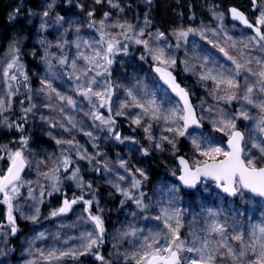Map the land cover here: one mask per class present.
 <instances>
[{
    "label": "rangeland",
    "instance_id": "1",
    "mask_svg": "<svg viewBox=\"0 0 264 264\" xmlns=\"http://www.w3.org/2000/svg\"><path fill=\"white\" fill-rule=\"evenodd\" d=\"M142 2L143 0H141L142 5L139 12L134 17L127 11L116 7L113 10L99 7V3L96 0H65V4L74 5L79 9H83L88 17L89 23L86 24L81 15L74 11L73 8H68V11L64 15L57 12V15L52 14L49 18L46 17V21L52 27L50 41L47 42L52 54H48L47 61L43 59L44 49L46 48L38 40L29 41L17 22L0 26V99L5 101V110L8 109L10 111L13 109V98L14 96L16 97V95L10 93L8 87L10 81L3 75V69L7 67V63L11 62V47L15 45L19 48L20 64L22 62L20 53L22 54V52L26 53L34 61V64L26 69L30 70L27 73L29 74L27 76L30 80L27 88L29 102L24 106L27 109L34 105L32 111L27 113L28 127L31 133L27 146L24 148V156L29 161V164L26 172L21 177L24 185L20 188L19 196L13 201L15 205L13 215L15 216L18 231L12 234L14 241H11L8 235L11 232L9 230L10 225L7 224V206L3 204L2 196L1 206L4 212V221L1 226L4 229L0 232V264H92L84 258V255L88 252L77 256H59L61 252L83 251L81 244L86 242L82 239L85 233L92 232L95 237L98 230L96 229L94 221L91 220V216H100L103 220L104 233L102 241L106 242L109 246L108 253L113 259L112 261L115 264H136V260L133 257L135 254L143 251L142 245L145 243L144 237H149L147 242L151 243V237L154 234H164L166 232L163 219H157V217H163L165 209L168 210L169 214L174 213L178 209V207L174 208L173 201H168L166 198H163L162 201L158 199L157 190L162 184L167 185L170 191L171 189H175L176 191L172 192L175 194L176 199H179L181 196L184 204H187L193 211L191 217L185 216L186 218H179L182 224L180 238L187 242V246H192L191 241L194 238H198V241H206L208 243L206 251L213 252L216 255V264H235L230 257L221 256L219 252L214 251L224 240H227V243L234 249H239L243 245L240 241L233 240V236L242 233L245 243L252 240L253 233L257 237L260 236L259 228L254 221L247 220L246 222L245 219H240L242 215L241 211L244 210L243 208H245L247 214L249 207L253 206L254 208L251 209L252 216L259 215L260 213V226L264 227V204L248 192L244 191L243 196L238 193V197L231 200L216 190L213 182L204 181L201 187L195 191L193 198H187L186 195L180 192L177 181L174 183L173 180H170V183L166 184L162 180H159L149 196L151 200V203L149 202L151 204L150 208V204H146L145 198L140 196L138 191L140 187L138 189L131 188L133 174L135 179L141 180V183L150 175V166L142 158L139 146V141L141 140L177 176L179 166L176 156L181 151L180 136H175L174 133L167 131L169 127H175L174 125H169L163 119H150L148 116H143L141 124L137 125L133 120L140 114L141 109L135 107L120 109L125 114L119 117L124 118L127 123L139 130L138 135L131 132H121L115 124V129L120 133L121 139L123 140L121 143L114 139L113 133L108 131L107 126L101 125L99 120L94 121L91 115H86L89 112H99L101 115L107 117L101 113L105 110V107L92 108L91 104H98V99L94 98L90 103L79 92L74 91L80 83L74 77L80 75V70L92 67L94 70L89 73V76H96V80L100 84L105 82L112 84L113 91L110 104L112 108L111 115L115 117L119 105L131 100V97L127 96V89H133L134 93L142 102L150 99V96H141V93L146 90L147 85L149 86L151 84L148 67L144 66L143 63L149 58L153 59L150 49H154L157 46L164 47L167 55H172L175 59L180 60L182 66L180 69L183 68L181 71H189L192 74V79H186L189 82L190 80L192 81L190 82V86H192L191 89L196 99L200 118L209 124V128L205 131L203 129H194L186 134L189 149L188 154L184 153V155L189 158L190 162L192 163L195 159H203L192 143V140L195 138L203 141L207 137L211 146L226 149V144L219 138L217 133L223 134L226 138H229V135L227 132L218 130V122L221 119H231L233 117H235V124L237 123L236 117L243 118L246 121L245 151L248 152L250 150L251 154L257 158L258 164L264 162L260 159L258 149H249L250 144L264 143L262 138L264 131L261 130L264 125L260 124L264 113L257 107L258 104L264 102V93H260L257 89H254L252 94L253 104H248L243 100L231 101V103H236L238 110L234 114L228 107L226 100L217 98L218 95H223V92L216 91L214 81L202 78L209 73V70H211L212 75H216L219 72H224L225 75L231 74L241 85V89L237 93L238 95L243 94V86L246 83L249 86L256 84L258 77L253 76L252 73L241 71L239 74H236L233 71L235 63L245 64L248 60L252 61L251 64L247 65L252 69V72H259L261 70V65L257 64L256 60L264 61V51H261L260 45L254 41L250 42V38L255 34L235 24L233 27L228 26L223 19L219 20L217 19V15H214V22L211 25L201 28L198 26L199 29L196 32L189 33L186 39L180 40L174 35L176 45H180L176 47L177 50L170 47L167 41L166 43H162L163 38L155 40L156 33L147 40L148 47H145L144 44H137L135 42L142 36L140 35V31L143 30L144 34L148 26V24H145V20H148V10L146 9V3ZM260 2L261 5H264V0H260ZM89 12L93 13L91 17L88 15ZM105 13L109 14L107 19H104ZM57 16L63 17V21L57 23ZM258 16L259 11L253 18L254 21ZM102 19L104 20L103 32L106 34L104 38L118 39L120 41L118 45L119 49L124 50L125 47L127 48L125 55H114L110 57L113 61L111 65L116 64L110 70V66H107V73L104 72L103 68H95L94 66L88 65L86 61L80 58V53H83L85 56L92 55V49L86 47L84 42L87 41L95 48L94 43L99 37L101 38V25L99 22ZM90 24L93 26L89 27ZM117 24H124L125 27L119 28L113 26ZM127 25H132L133 30L128 31ZM201 30L204 31V35H200ZM262 30L264 31V28ZM96 31L98 32L96 33ZM125 32L130 39H125L121 35V33ZM213 32L216 34L213 35ZM77 43L80 44L79 48L76 47ZM229 43L231 45L235 43L239 44L240 49L232 53L228 47ZM57 45L62 46L58 47ZM103 47L102 45L100 48L101 51ZM221 48L229 56L233 57V60H229L224 55V52L220 51ZM63 58L68 60V63L65 65L59 64V59ZM73 60L76 61V70L72 67L71 62ZM49 64L51 67H49ZM58 70H66L68 79L71 81L70 85L55 78L53 73L58 72ZM97 73L104 74L97 75ZM106 74L111 76L110 81L103 78V76L107 77ZM41 80H50L56 91L62 95L71 97L76 101V106L73 107L64 101H60L55 95L51 99H48L43 93L38 95L37 89L41 87ZM137 87L140 89L139 92L136 91ZM221 88H223V85ZM93 89L102 90L97 89L96 85H93ZM161 93L164 94L163 91ZM163 98L166 97L164 96ZM157 103L162 105L163 112V104L158 101ZM45 105L51 106L46 107ZM60 108H63V111H59ZM241 112H246L249 118L245 119L243 116H240L239 114ZM1 113L3 111L0 112V145L5 146L9 140V124ZM221 113H224V115L222 116ZM53 124L56 126L53 127ZM72 125H75V127ZM148 125H150V128ZM146 128L148 129L147 131L145 130ZM89 132L92 133L91 137L86 135ZM149 136H151V139H149ZM165 136L169 140L175 141V147L168 143L167 140L162 139ZM125 137L128 139H124ZM57 141L63 142L59 143L61 144L60 147L56 146L58 144ZM67 141H72V144L67 143ZM21 147L22 144H19L16 148L20 150ZM82 155H86L91 159H83ZM3 156H6L4 151L0 152V157ZM65 157L71 162H75V168H79L80 177H82L81 173L83 170L87 169L88 163L93 162L92 160L97 157H100L103 165L105 162H108V167L111 169L113 177L119 171L122 173L118 176H125V180L123 181L126 186L120 184L117 181L118 179L111 184L119 183L122 189L129 190L133 193L132 199H127L124 196L126 200H129L124 208L120 210L118 207H112L111 212L114 216L113 219L111 218V224L115 223L116 228H107L103 214H105L108 204L107 198L110 196L113 197L112 192L118 191L115 187L105 188V194L101 195L102 197H98L100 196L98 190L101 185L105 184L107 178L103 179V181L85 180L88 183L87 185H91L90 193L93 190L97 194L95 198L97 199L98 214H95L91 210V207L79 200V197H75L78 202L73 204L68 212L57 216H41L43 198L49 193L53 194L56 192L52 187L53 184L56 185V188L58 187L57 180L51 183L53 180L46 178L42 174L48 173L52 175V170L60 167L59 165ZM120 161L127 163L129 172L126 173L119 166ZM137 169L143 172V176L136 171ZM55 174L58 177V174ZM75 186L79 188L76 180ZM29 188L32 189L31 196L29 195ZM41 191L44 193L43 196H41ZM73 198L65 199L71 201ZM136 199L142 200L143 205H145L142 209L146 212L134 208L133 204ZM192 199L194 201H191ZM63 201L55 206V211L63 205ZM81 204L82 207L80 206ZM83 204L86 205V208L83 207ZM176 204L178 205V203ZM210 205H215L220 210L224 209L227 212L222 215L227 224L223 237L220 233L209 231L210 225L218 221L216 216L213 217L205 212V206ZM146 207L150 208V210L147 211ZM37 209L39 210L38 215L36 212ZM237 209H239V212L236 211ZM33 215H37L35 221L26 218ZM19 222L29 224L28 228L26 230L19 228ZM169 222L175 226V218ZM126 228L133 230L135 235L131 234L125 239L123 231ZM41 233H43L42 236ZM195 246L200 247L201 245L197 242ZM53 250H55L59 257L58 259L47 258L49 252ZM220 251L223 252L224 249ZM183 255L192 259H198V254L195 252L184 253ZM248 258H254L253 254L249 253V257H246V259ZM67 260L70 262H67Z\"/></svg>",
    "mask_w": 264,
    "mask_h": 264
},
{
    "label": "snow or ice",
    "instance_id": "2",
    "mask_svg": "<svg viewBox=\"0 0 264 264\" xmlns=\"http://www.w3.org/2000/svg\"><path fill=\"white\" fill-rule=\"evenodd\" d=\"M97 3H100L101 0H96ZM109 4H112V7H118L117 4H113L112 0H108ZM151 2V0H148ZM55 3L49 5L52 7ZM253 4L257 7L259 11V16L256 18L255 22H250L243 12H240L236 8L230 9V14L233 19L240 21L242 24L246 25L248 28L255 29V35L250 38V42L254 41L256 44L260 45L261 51H264V31H261L264 28V5H256V0H253ZM18 11V10H17ZM43 16H48L49 13L45 11ZM88 15L91 17L93 15L92 12H89ZM108 13L104 14V19H107ZM63 17L57 16L56 21L59 23L63 21ZM217 19L222 20L223 14L218 13ZM101 25V39L97 42V45H103V50L100 48L93 47L92 44H89L85 41V46L92 49L91 56H85L83 53H80V58L87 62L88 65L94 66L95 68H103L104 72L107 73V66L112 64L111 56H114L117 51H119L118 45L120 41L115 38L105 39V33L103 32L104 20L102 19L100 22ZM150 23L147 19L145 20V24ZM93 25L90 24L89 27ZM114 27L124 28V24L113 25ZM45 25H41V29H44ZM128 31L133 30L132 25H127ZM67 31V30H65ZM78 31V29H76ZM194 29L188 30H177L174 35L177 36L178 39L183 40L186 39L190 32H194ZM216 33L213 32V35ZM125 39H130L127 33H121ZM140 35H143V30L140 31ZM200 35H204V31H200ZM164 38V33L158 32L155 35V40H160ZM137 44H144L145 47H148L147 40L137 39L135 41ZM155 42V41H154ZM40 43L43 45L45 41L41 40ZM166 43V40H165ZM58 47L62 45H57ZM180 45L177 44L176 47ZM76 47L79 48L80 44L77 43ZM125 53L127 52V48H124ZM152 53V58L160 63L162 66H158L155 68V72L159 74L160 79L164 81L166 85L171 88L172 92H175L176 95L180 98V101H183L182 104L179 102L169 101L170 103H177L179 106L173 107L171 109L164 110L162 112V105L157 103L155 98V92H149L145 90L141 93V96H151V99H147L142 102L140 98L134 93L133 89H127V96L131 97L130 101H125L119 105L118 110L115 115L120 116L125 113L120 109L135 107L141 109L139 115H137L133 122L137 125L141 124L142 117L148 116L153 120H161L163 119L165 122L170 121L172 124L176 125L175 127H169L167 129L168 132L174 133L175 136H185L189 127L192 125H199V120L196 118L195 111L193 106L189 101L188 92L181 88L179 84L175 82V77L172 75L170 71L167 70V66L176 63L175 59L171 56L167 55L164 47L157 46L154 49H150ZM221 52H224V55L228 57L229 60H233V57L229 56L227 52L224 51L223 48L220 49ZM143 59V57H141ZM45 61L48 60V52L45 50V55L43 57ZM251 60L246 61L245 64L235 63L234 72L239 74L241 71H246L247 73H252L253 76H257L258 80L256 84L249 86L247 83L243 86L244 91L242 95H238V91L241 89L240 83L235 79V77L231 74L225 75L224 72H219L216 75L211 74V70L209 73L202 77L203 79H210L214 81L216 85L217 92H223V95H218V99H223L228 102L233 100H243L248 104H253L252 94L254 89H257L260 93H264V61L259 59L256 60L257 64L261 65V70L259 72H252V69L248 67V64H251ZM68 63L66 58L59 59V64L65 65ZM72 67L76 70V61L73 60ZM49 67L51 65L49 64ZM13 69H17L22 75L23 80L25 82L28 81V76L23 72V65L19 62V48L13 45L11 47V62L7 63V67L3 69V75L7 77L10 81H16L18 79L17 75L12 74L9 75L10 71ZM94 69L92 67H88L80 70V75L75 76L74 78L80 83L74 89V91L79 92L81 96L87 99L90 103L94 98L98 99V104H91L92 108L97 107H105L107 108L109 115L107 117L101 115L99 112H89L86 115H91L93 120H99L101 125L107 126L108 131L113 133L114 139L120 141L121 135L115 129V119L112 113L111 108V96H112V84L110 82H105L100 84L96 80V76H89V73ZM104 73H97V75H103ZM110 75V73H108ZM83 78V80H82ZM93 85H96L97 89L102 90H94ZM223 85V88L221 86ZM9 91L11 93L12 85L9 84ZM31 91V89H29ZM136 91L139 92L140 89L137 87ZM45 94L48 99H51L53 95H55L60 101H64L66 104L71 105L73 107L76 106V101L71 97L60 94L56 91V89L52 86L50 80H41V87L37 89V94ZM166 94V91L165 93ZM46 107H50L51 105H45ZM34 107V105L32 106ZM32 107L24 109L25 117L26 114L32 111ZM264 111V102H261L257 105ZM5 110V101L0 99V111ZM59 111H63V108H60ZM223 116L224 113H221ZM243 116L245 119H248V114L246 112H241L239 114ZM42 119H44L42 117ZM235 117L231 119H221L219 123L218 130L221 132H227L229 135L228 140V150L225 151L222 147H213L208 142V138L205 137L203 141H199V138H195L192 140L193 145L196 150L199 151V155L203 157V159H195L189 164V161L185 159L183 156L179 157V164L182 166V174L179 176V180L183 185L188 187H195L197 182L200 181L201 177L209 178L216 183V186L219 189H222L223 193L228 194L229 196L235 197L239 193L243 196L245 190L250 194H254L255 196L264 198V162L258 164V160L255 156L251 154V151H245L244 147H242V142L244 141V134L238 130H236V125L234 123ZM71 121V118L69 117ZM215 123V122H214ZM260 124L264 125V117L261 118ZM11 127L12 125H8ZM53 127L56 125L53 124ZM62 126V125H61ZM75 127V125H72ZM17 128L20 125H16ZM150 128V125H148ZM148 130L147 128L145 129ZM264 131V127L261 128ZM88 136H92V133H86ZM124 139H128L125 137ZM151 139V136H149ZM163 140H167L168 143L172 144L175 147V141L169 140L168 137H163ZM251 139V138H250ZM199 141V142H198ZM22 147L20 150L10 151L5 146L0 145V150L6 153V156L0 157V160L6 161V168L0 170V194L3 196V204L7 206V224L10 225L11 234H15L18 229L16 227L15 216L13 215L15 210V205L13 201L20 194V188L23 187L24 181L21 179V173L24 171L25 167L28 166L29 161L24 156V148L27 146V139H22ZM57 143H63L62 141H57ZM67 143L72 144V141H67ZM256 148L259 150L260 159L264 161V143L250 144L249 149ZM145 154H147V150H145ZM83 159H91L86 155H82ZM64 165L65 171H67L68 167L71 165V161L65 157L62 161ZM125 172H129L130 170L127 168V163L125 161H120L119 165ZM103 167L106 171H111L108 167V162H105ZM59 169L52 170V175L48 173H43L46 178L56 181L58 177L56 176V172ZM143 176V172L140 169L136 170ZM71 180L77 181L78 187H84L82 182V177L79 176V168L76 167L75 170L71 173V176L68 177ZM117 179L119 181L125 180V176H118ZM109 183H113L109 181ZM141 185V180L135 179L134 174L131 180V188L138 189ZM117 191H120L127 199L133 198V193L129 190L122 189L119 183L113 184ZM53 189L58 190L56 185L53 184ZM91 188V185H88ZM171 191H176L175 189H171ZM32 189L29 188V195L31 196ZM43 191H41V196H43ZM50 194V193H49ZM143 193H140V196L143 197ZM79 200L83 201V196L79 197ZM77 198H73L71 201L65 199L63 201V205L56 211L51 213L52 216H57L63 213L68 212L71 209V206L77 203ZM89 207L92 205L93 201H83ZM136 204L138 207H145L143 205L141 199H136ZM243 203V201H242ZM239 212V209L236 210ZM37 215L39 210H36ZM37 215H33L30 217H26L27 219H31L35 221L37 219ZM179 209H177L174 213L169 214L168 210H164L163 217H157V219H163L164 225L166 228V232L164 234L156 233L151 237V243H148L149 237H144L145 243L142 245L143 251L135 254L133 257L136 260V264H216V255L213 252H207L208 243L206 241H198V238H194L191 241L192 246H187V242L180 238V228L182 224L179 219ZM215 215V214H213ZM92 221H94L96 229L95 237L92 232H87L83 235L82 239L86 241L81 244V248L83 251H72V252H61L59 254L60 257L66 255H83L85 252H90L93 247H99V245L103 242L102 236L104 233L103 220L100 216H91ZM175 218V226L169 221ZM3 231V226H0V232ZM210 232L220 233L223 237L225 234V227L223 224L213 223L209 228ZM260 236L257 237L255 233L252 234V240L248 243L244 242L243 234H237L232 237L233 240L240 241L243 245L239 249H234L230 244L227 243V240H224L219 246L214 250L215 252H219L221 256H227L235 262V264H264V227L259 228ZM129 233H124V235H128ZM135 235L133 231L131 233ZM43 233H41V236ZM200 243V247H196V243ZM224 249L223 252L220 250ZM195 252L198 254V259H192L188 256L183 255L184 253H192ZM249 253L253 254L254 258H248ZM43 255V253H42ZM49 259H58L55 250L49 252ZM100 260H104L103 256L97 257Z\"/></svg>",
    "mask_w": 264,
    "mask_h": 264
},
{
    "label": "trees",
    "instance_id": "3",
    "mask_svg": "<svg viewBox=\"0 0 264 264\" xmlns=\"http://www.w3.org/2000/svg\"><path fill=\"white\" fill-rule=\"evenodd\" d=\"M95 1V0H93ZM259 5H261L260 0ZM146 3V9L148 10V23L147 29L145 33L140 37V40H148L155 33L162 32L164 33L163 42L165 43V40L169 43L170 47H173L175 50L176 48V39L174 38V33L177 30H188V29H194L197 30L203 26L211 25L214 22V15H217V13L223 14V20L228 25L233 27L234 24L229 19V13L228 8L230 6H237L240 9L244 10L248 13L249 18L254 21L255 15L258 13L257 9H254L252 0H151V2H148V0H143L142 3ZM53 3V0H0V26L1 25H7L17 22L19 26L21 27L23 33L27 37V39L30 40H38V41H45L43 44L44 49V55L45 50H47L48 54H52V51H50V46L47 45V42L50 41V33L52 30V27L48 21H46V17H50L52 14L57 15L58 12L61 15L66 14L68 11V8H73L74 11L78 12L81 17L84 19L86 24L89 23L88 17L83 9H79L74 5L65 4V0H55V3L52 7H49L50 4ZM113 4H117L118 9H122L123 11H127L128 13L132 14V16L135 17L136 13L139 12L141 8V0H112ZM99 7L108 8L110 10H113L114 7H112V4H109L108 0H101L99 3ZM18 10V11H17ZM47 11L49 13L48 16H43L42 14ZM39 17V18H38ZM44 24L45 28L41 29V25ZM199 26V28H198ZM92 30L91 28H89ZM98 31H96L97 33ZM196 32V31H195ZM192 33V32H190ZM240 44V42H239ZM230 44L229 48L232 53H235L236 50L240 49V45ZM42 45V44H41ZM124 45V44H122ZM125 51L120 49L115 53L116 55H125ZM21 55V64L23 65V72L29 73L30 70H26L27 67L34 64V61H32L29 56L26 53ZM43 55V56H44ZM173 59H175L172 55ZM40 57V56H39ZM176 63L174 65L170 64L167 67L174 70L176 73L178 79L182 82L184 86L188 90H190L193 100L196 104V99L192 93V89L190 86V80L187 81L186 78L192 79V74L188 72L181 71L180 69L181 64L180 60L175 59ZM36 63V62H35ZM154 63H159L156 60H153L149 58L146 60L143 64L144 66L148 67V73H149V79L151 83H155L160 85V82L156 75L152 73L151 66ZM116 63L113 65H110V69H112L115 66ZM160 64V63H159ZM188 73V74H186ZM15 74L17 75L18 79L16 81H10L9 84L12 85L11 88V94L16 95L14 96L13 101V109L8 110L6 109L3 111V116L5 117L7 123L9 125H12L9 127V140L6 142L7 144L5 147L10 151H16L17 146L19 144H22V139H29L30 137V130L28 127V121H27V114L25 117V104H27L28 97H27V88L29 86V78L28 81L25 82L23 80V75L18 70H11L9 75ZM29 76V74H27ZM53 75L57 80L63 81L65 84L70 85L71 81L68 79L66 70H58V72H54ZM107 75V74H106ZM104 79L107 81L111 80V76H103ZM167 92V91H166ZM168 93V92H167ZM16 100V101H15ZM227 102L228 107L232 110V112L235 114L238 112L236 103L234 102ZM2 112V111H0ZM106 116L109 115V112L107 108L103 112ZM264 113V111H263ZM116 121V127L121 132H131L135 135L139 134V130L135 129L131 126V124L127 123L124 118L122 117H114ZM237 123L236 128H241L245 130V120L240 117H236ZM204 127L203 131L209 128V124L205 121H203ZM16 125H20L19 128L16 127ZM219 138L223 141L226 140V137L221 134L217 133ZM180 145H181V151L178 153H185L188 154V138L187 136H180L179 138ZM5 144V143H4ZM57 147H60L61 144H56ZM139 146L142 153L143 160L147 161L150 166V175L149 177L141 183L140 189H138L139 193H143V197L145 198V203L150 204V194L152 193L155 184L162 180V182L170 183V180H173L174 183L176 182V175L172 172V170L163 164V162L160 161L159 158L155 156L153 151L149 148V146L144 141H139ZM145 150H147V154H145ZM2 152V150H0ZM64 160V159H62ZM93 162L88 163L87 169L83 170L81 173L84 187L77 188L75 186V180H71L68 177L71 175V173L74 171L75 168V162H71V165L68 167L67 171L64 169V165L61 162L58 167L59 171L56 173L58 174L57 179V189L55 193L53 194H47L43 198L42 206H41V216L46 217L48 215H51L53 211H55V206H57L61 201H63L65 198H71V197H81L83 196L84 200H92L93 203L90 206L91 210L98 214V206H97V199L95 196L97 195L96 192L91 190L88 187V183L85 182V180H99L103 181V179H106L105 184L101 185L100 189L98 190L99 195L98 197H102L101 195L105 194V188H111L114 186L111 185L112 183H109V181L115 182L117 179V176L122 173L118 172L114 177L112 176L111 171H105L103 164L100 160V157L94 158L92 160ZM6 161L2 160L0 162V170H3L6 168ZM119 181V180H117ZM51 183H54L52 181ZM120 184L123 186H126L124 181H119ZM113 197L110 196L107 198L108 204L105 210V214H103V218L106 220V226L108 229H112L113 227L116 228V224H111L114 214L111 212L112 209L119 208L120 210L124 208L129 200H126L124 198V195L118 191V192H112ZM182 193L186 196H189L190 198H193V195L195 192H186L182 190ZM150 202V203H149ZM134 208L138 209L139 211L146 212L140 207H137V204L134 202ZM82 207V204L80 205ZM83 207L86 208V205L83 204ZM113 207V208H112ZM151 208V204L149 206ZM150 208L146 207V210L149 211ZM119 210V211H120ZM4 221V212L2 210V207L0 208V226L2 225V222ZM29 224H26L25 222H19V228H23L26 230L28 228ZM4 229V227H3ZM133 230L130 228H126L123 231L124 233H129L128 235H124L125 239L126 237H129ZM22 233V232H21ZM9 239L11 241H14V236L10 233ZM108 245L106 242H102L99 247H93V250L88 252L84 255V258L92 264H115L110 257L108 251ZM103 256L104 260H100L97 257ZM67 262H70L67 260ZM125 264H132V263H125Z\"/></svg>",
    "mask_w": 264,
    "mask_h": 264
},
{
    "label": "water",
    "instance_id": "4",
    "mask_svg": "<svg viewBox=\"0 0 264 264\" xmlns=\"http://www.w3.org/2000/svg\"><path fill=\"white\" fill-rule=\"evenodd\" d=\"M252 2H253V0H252ZM256 5L258 6V2H257V0H256ZM231 8H236V9H238L240 12H243V13L245 14V16L247 17V19L249 20L247 14H246L243 10L239 9V8L236 7V6H231V7L229 8V14H230V9H231ZM230 20H231L232 22H235V23L241 25L242 27H244V28H246V29H248V30H250V31H253V32L255 33V29H254V28L250 29V28H248L246 25L242 24L240 21L233 19L232 16H231V14H230ZM249 21L252 22L251 20H249ZM261 31H262V30H261ZM0 44H1V40H0ZM158 66H162V65H160V64H154V65L152 66V71H153V73H154V74L158 77V79L161 81L162 85H163L166 89H168V91L171 93V95H173V96H174V97L180 102V104H182L183 101H180V98L176 95V93H175V92H172V91H171V88H170L168 85H166V84L164 83V81L160 79L159 74L155 72V68L158 67ZM167 70L170 71V72L172 73V75L175 77V82H176L177 84H179L181 88L185 89V90L188 92L189 101H190L191 105H192L193 108H194L196 118L199 120L198 112H197V109H196V107H195V105H194V103H193V99H192V97H191L190 92H189V91H188V90H187V89L181 84V82L178 80V77H177V75L175 74V72H174L173 70H171V69H169V68H167ZM202 127H203V124H202L201 121L199 120V125H192L191 127H189L188 131H189L190 129H196V128H202ZM236 130H238V131H240V132H242V133L244 134V132H243L241 129H236ZM244 138H245V134H244ZM263 138H264V134H263ZM228 140H229V139H228ZM228 140H227V142H226V145L228 144ZM244 141H245V139H244ZM244 141L242 142V147H243ZM181 156H183V157H184L185 159H187L188 161H189V159H188L184 154H179V155L177 156L178 165H179V167H180L179 174H178V176H177V181H178V183L180 184V186L182 187V189L187 190V191H193V190L198 189V188L202 185V183H203L204 181L214 182L213 180H211V179H209V178L201 177L200 181L197 182V184H196L195 187H188V186L183 185L182 182L179 180V176L182 174V166L179 164V157H181ZM189 164H190V161H189ZM25 169H26V167H25ZM25 169H24V171L21 173V176H22L23 173L25 172ZM217 188H218V187H217ZM218 189H219V188H218ZM219 190L223 193L222 189H219ZM245 191H247V190H245ZM223 194H224L225 196H227V197H230V198H235V197H237V196H235V197L229 196V195L226 194V193H223ZM237 195H238V194H237ZM252 195H254V194H252ZM254 196H255V195H254ZM1 197H2V194H0V199H1ZM256 197H258V196H256ZM259 198H261V197H259ZM263 199H264V198H263Z\"/></svg>",
    "mask_w": 264,
    "mask_h": 264
},
{
    "label": "built area",
    "instance_id": "5",
    "mask_svg": "<svg viewBox=\"0 0 264 264\" xmlns=\"http://www.w3.org/2000/svg\"><path fill=\"white\" fill-rule=\"evenodd\" d=\"M251 208H252V206L249 207V209H251Z\"/></svg>",
    "mask_w": 264,
    "mask_h": 264
},
{
    "label": "bare ground",
    "instance_id": "6",
    "mask_svg": "<svg viewBox=\"0 0 264 264\" xmlns=\"http://www.w3.org/2000/svg\"><path fill=\"white\" fill-rule=\"evenodd\" d=\"M230 7H231V6H230ZM230 7H229V8H230ZM229 8H228V12H229Z\"/></svg>",
    "mask_w": 264,
    "mask_h": 264
}]
</instances>
